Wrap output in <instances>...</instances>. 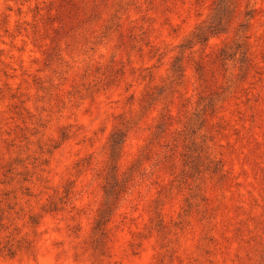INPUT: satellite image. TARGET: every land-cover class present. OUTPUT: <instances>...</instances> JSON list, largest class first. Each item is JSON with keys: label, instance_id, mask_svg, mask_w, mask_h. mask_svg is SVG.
<instances>
[{"label": "rangeland", "instance_id": "rangeland-1", "mask_svg": "<svg viewBox=\"0 0 264 264\" xmlns=\"http://www.w3.org/2000/svg\"><path fill=\"white\" fill-rule=\"evenodd\" d=\"M237 7L0 0V264H264V69L236 63L259 10Z\"/></svg>", "mask_w": 264, "mask_h": 264}, {"label": "clouds", "instance_id": "clouds-1", "mask_svg": "<svg viewBox=\"0 0 264 264\" xmlns=\"http://www.w3.org/2000/svg\"><path fill=\"white\" fill-rule=\"evenodd\" d=\"M237 6L241 17L248 8L259 10L257 26L249 32L241 30L242 37L247 39V45L237 53V66L243 68L251 58L253 63L264 69V0H237Z\"/></svg>", "mask_w": 264, "mask_h": 264}, {"label": "trees", "instance_id": "trees-1", "mask_svg": "<svg viewBox=\"0 0 264 264\" xmlns=\"http://www.w3.org/2000/svg\"><path fill=\"white\" fill-rule=\"evenodd\" d=\"M125 138H126V131H123L121 129H117L112 133L110 141H111V147L113 151L120 148ZM117 186H119V180L116 178L115 184L112 185L110 189H108V195L113 196V194H117L119 192L118 191L119 189H117Z\"/></svg>", "mask_w": 264, "mask_h": 264}]
</instances>
